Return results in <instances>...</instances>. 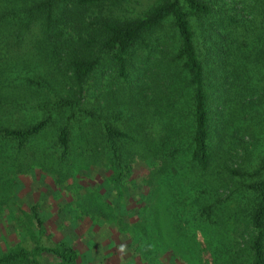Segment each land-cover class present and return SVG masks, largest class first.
<instances>
[{"label": "trees", "instance_id": "1", "mask_svg": "<svg viewBox=\"0 0 264 264\" xmlns=\"http://www.w3.org/2000/svg\"><path fill=\"white\" fill-rule=\"evenodd\" d=\"M127 1L35 0L22 9L0 13V26L14 23L16 35L28 29L29 22L40 23L39 30L48 40L53 60L51 79L32 73L22 78L26 89L46 91L52 101L35 103L26 124L0 125V145L22 151L52 127L56 137L47 152L54 154L60 165L69 161L73 153L70 143L74 127L81 131L85 128L81 125H91L99 132L108 170L116 172L114 180L123 182L130 168L122 160V150L133 139L113 126L123 122L122 112L104 115L83 104L89 81L98 82L105 76L117 97L125 94L147 100L146 112L161 125L154 156L158 161L173 165L180 159L187 172L222 176L227 191L224 195L194 187L192 197L187 199L208 200L196 214L199 222L210 226L218 224L220 210L235 204L236 211L231 210L228 218L243 224L250 237L243 251L232 247V254H242L245 261L240 264H264V155L256 163L250 161L236 119L232 121L224 114L229 91L239 97L242 94L232 82L237 75H244L246 70L253 73L258 67L264 70V45L256 51V67L246 66V58L237 61L236 57L231 71H227L230 47L218 39L224 22L213 17L217 10L222 14L219 1L154 0L146 11L133 17L122 9ZM233 21L230 18L227 22ZM12 68L5 73L10 83L19 80V70ZM2 73L0 69V82ZM56 79L60 81L56 83ZM6 87L14 88L10 84ZM18 100L17 96L0 99V108H5L0 111L12 116L23 106ZM235 145L243 156L236 154L231 166L229 154H233ZM88 152L95 150L89 148ZM74 194L77 197L70 206L82 216L83 195ZM187 201L182 198L179 206ZM28 210L32 221L28 231L31 248L15 243L0 255V264H39L37 258L43 255L58 264H80L70 244L54 240L37 208L30 206ZM217 256L223 260V253Z\"/></svg>", "mask_w": 264, "mask_h": 264}, {"label": "rangeland", "instance_id": "2", "mask_svg": "<svg viewBox=\"0 0 264 264\" xmlns=\"http://www.w3.org/2000/svg\"><path fill=\"white\" fill-rule=\"evenodd\" d=\"M34 1H0V13L22 9ZM153 2L129 0L122 9L127 16H138ZM217 2L222 14L217 10L213 17L224 22L217 38L231 51L226 70L231 71L236 57L237 61L246 58V66L256 67V51L264 45V0ZM230 18L234 21L228 23ZM28 24V29L20 30L18 35L14 23L0 26L3 72L0 99L17 96L23 105L10 117L0 111V125L26 124L35 103L52 101L48 92L30 91L22 83V78L29 73L52 78L53 60L48 40L39 30L40 23ZM10 67L19 70L15 71L19 80L13 83L5 74ZM232 82L234 89L242 90V94L239 97L229 91L224 114L232 121L236 119L241 139L250 152L249 159L256 163L264 155V70L258 67L253 73L246 70L242 75L240 72ZM7 84L14 88H7ZM114 90L105 76L98 82L89 81L83 104L104 115L122 112L123 122L113 126L133 139L122 150V160L130 168L123 182L114 180L116 172L108 170L107 157L101 153L99 132L91 125H81L85 127L81 131L74 127L70 143L73 153L69 161L60 165L55 155L47 152L56 137L52 127L22 151L0 145V255L17 242L31 248L28 231L32 221L28 209L35 206L54 240L70 244L80 264H240L245 261L241 253L232 254V247L244 250L250 237L243 224L228 218L235 204L220 210L218 224L210 226L199 222L196 214L198 207L208 200L187 199L192 197L194 187L224 195L227 191L222 176L187 172L180 159L173 165L158 161L154 156L161 125L146 112L147 100L128 98L125 94L117 97ZM162 119L165 121L164 116ZM233 147L235 151L229 154L228 162L231 166L236 154L243 156L238 145ZM89 148L95 153L88 152ZM75 192L83 195L85 201L82 216L70 206L71 200L77 197ZM182 198L188 200L183 207L179 206ZM226 250L229 252L225 253ZM220 253H223L222 261L217 256ZM37 259L39 264H58L49 256Z\"/></svg>", "mask_w": 264, "mask_h": 264}]
</instances>
